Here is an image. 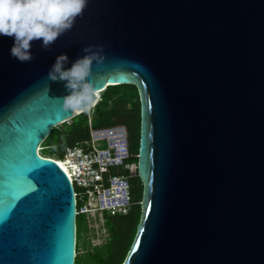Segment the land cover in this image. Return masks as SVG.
Masks as SVG:
<instances>
[{"label":"water","instance_id":"95a60500","mask_svg":"<svg viewBox=\"0 0 264 264\" xmlns=\"http://www.w3.org/2000/svg\"><path fill=\"white\" fill-rule=\"evenodd\" d=\"M14 40L0 36V264L75 262L73 187L38 147L75 114L49 70L89 46L98 92L139 98L140 217L122 264H264V0H87L51 50L34 40L21 62Z\"/></svg>","mask_w":264,"mask_h":264},{"label":"built area","instance_id":"2783aa9c","mask_svg":"<svg viewBox=\"0 0 264 264\" xmlns=\"http://www.w3.org/2000/svg\"><path fill=\"white\" fill-rule=\"evenodd\" d=\"M99 99L100 95L91 107ZM50 158L60 165L73 187L75 215L83 217L87 233L97 240L91 247L103 246L109 239L107 215H125L134 204L129 173L136 172V162L131 161L125 125L93 127L89 115L87 139L66 146L61 159Z\"/></svg>","mask_w":264,"mask_h":264},{"label":"trees","instance_id":"16d2710c","mask_svg":"<svg viewBox=\"0 0 264 264\" xmlns=\"http://www.w3.org/2000/svg\"><path fill=\"white\" fill-rule=\"evenodd\" d=\"M91 126L123 124L128 130L129 149L137 163L140 135V106L137 88L132 84L108 85L100 92V99L91 113L80 112L68 122L53 127L41 145L40 154L55 157L66 146L83 141L88 137V120ZM56 148L58 150H56ZM130 192L134 202L125 215L108 216L106 225L109 239L99 248L85 249L76 241L74 264H122L136 234L140 217L142 183L138 176L130 180ZM80 216V215H79ZM77 227H76V240Z\"/></svg>","mask_w":264,"mask_h":264},{"label":"clouds","instance_id":"9594fccd","mask_svg":"<svg viewBox=\"0 0 264 264\" xmlns=\"http://www.w3.org/2000/svg\"><path fill=\"white\" fill-rule=\"evenodd\" d=\"M86 4L87 0H0V36L14 37L11 55L21 62L30 61L31 43L42 40L43 49L51 50L57 39L73 28ZM83 52L69 69L65 68L68 57L58 56L47 76L53 82H66L63 108L73 113L85 111L99 95L89 82L99 52L92 46Z\"/></svg>","mask_w":264,"mask_h":264},{"label":"rangeland","instance_id":"374dc122","mask_svg":"<svg viewBox=\"0 0 264 264\" xmlns=\"http://www.w3.org/2000/svg\"><path fill=\"white\" fill-rule=\"evenodd\" d=\"M93 107L88 108L86 110V113H91ZM56 150H58L56 148ZM40 152V151H39ZM55 158L61 159L62 158V153H59L55 155ZM135 159L132 158L131 161H134ZM119 216V215H118ZM108 217V215H107ZM76 227H77V236L78 239L76 240L78 243H80L86 250L89 249V252L93 253V250L90 246H93V242H97V240H94V237L90 232L87 233V225L83 219L82 216H77L76 217ZM89 264H92L91 262Z\"/></svg>","mask_w":264,"mask_h":264},{"label":"flooded vegetation","instance_id":"af4514ba","mask_svg":"<svg viewBox=\"0 0 264 264\" xmlns=\"http://www.w3.org/2000/svg\"><path fill=\"white\" fill-rule=\"evenodd\" d=\"M127 129V128H126ZM128 133V130H127ZM129 136V135H128ZM136 176V172L129 173V179L134 180V177Z\"/></svg>","mask_w":264,"mask_h":264},{"label":"bare ground","instance_id":"6f19581e","mask_svg":"<svg viewBox=\"0 0 264 264\" xmlns=\"http://www.w3.org/2000/svg\"><path fill=\"white\" fill-rule=\"evenodd\" d=\"M99 94H100V93H99ZM98 96H99V95H98ZM97 98H98V97H96V99H97ZM96 99H95V100H96ZM93 104H94V103H93ZM93 104H92V105H93ZM92 105H91V106H92ZM91 106H90V107H88V108H91ZM88 108H87V109H88ZM87 109H86V110H87Z\"/></svg>","mask_w":264,"mask_h":264}]
</instances>
